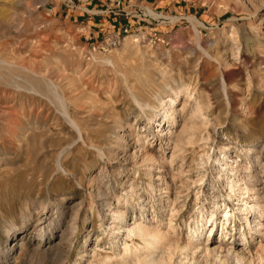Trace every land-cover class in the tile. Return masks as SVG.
Instances as JSON below:
<instances>
[{
  "label": "rangeland",
  "instance_id": "rangeland-1",
  "mask_svg": "<svg viewBox=\"0 0 264 264\" xmlns=\"http://www.w3.org/2000/svg\"><path fill=\"white\" fill-rule=\"evenodd\" d=\"M226 153L264 195V0H0V264H99L118 211L181 241L213 200L238 223Z\"/></svg>",
  "mask_w": 264,
  "mask_h": 264
},
{
  "label": "bare ground",
  "instance_id": "bare-ground-1",
  "mask_svg": "<svg viewBox=\"0 0 264 264\" xmlns=\"http://www.w3.org/2000/svg\"><path fill=\"white\" fill-rule=\"evenodd\" d=\"M175 98L174 95L169 96L168 102L170 103L163 112L164 119L168 118V122L176 119L173 112ZM163 120L160 121V124H163ZM168 130L172 134V131ZM227 158L226 153L223 158L218 159L221 164L218 174L221 183L227 185L229 189L227 193L230 199L237 202V209L240 212L238 223H235L237 215L228 203H225L222 208L213 200V205L210 208L204 206L200 209L196 219L189 224L187 239L181 241L170 233L168 229L172 228L171 226L167 231L162 229V220L158 219L156 214L152 217L149 215L147 217L135 216L133 221L126 224L127 214L118 211L115 213L113 229L114 234L116 233L115 238H118L119 234H124L123 240H121L122 238L114 240L111 246L114 252L106 256H102V253L94 248L93 260H98L99 264H226L229 260L232 264H245L246 252L242 248L238 249L236 245L232 244V241L229 242L226 238L228 234H231L229 229L231 225L234 232L237 230L236 233L239 234L240 240L244 244L249 236L253 237L255 233L264 236V195H261L260 187L258 188L256 184L262 180L256 174H249V177L245 178L241 174L235 173L236 177H233L229 174L228 169H233L234 163L227 161ZM243 169L252 171V168L247 166H244ZM150 170L151 165L148 172ZM243 179L247 180L244 185L241 184ZM252 179L255 183L251 182ZM154 182H149L152 193L157 190V185ZM213 188L215 187L213 186ZM132 191H136L134 187H132ZM215 196L217 194L214 193ZM145 207H143L144 210ZM218 233L219 236L216 238L215 234ZM232 234L234 237L235 234L233 232ZM214 243L216 245L212 246ZM261 248L264 252V245Z\"/></svg>",
  "mask_w": 264,
  "mask_h": 264
}]
</instances>
